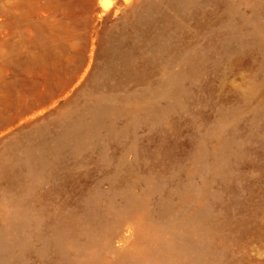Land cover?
Wrapping results in <instances>:
<instances>
[{"label":"rangeland","instance_id":"obj_1","mask_svg":"<svg viewBox=\"0 0 264 264\" xmlns=\"http://www.w3.org/2000/svg\"><path fill=\"white\" fill-rule=\"evenodd\" d=\"M0 264H264V0H0Z\"/></svg>","mask_w":264,"mask_h":264},{"label":"water","instance_id":"obj_2","mask_svg":"<svg viewBox=\"0 0 264 264\" xmlns=\"http://www.w3.org/2000/svg\"><path fill=\"white\" fill-rule=\"evenodd\" d=\"M107 38H108V34L104 33L103 37L101 38L98 44L91 75L94 74L104 64V59H103L104 53L109 48V43H108Z\"/></svg>","mask_w":264,"mask_h":264},{"label":"bare ground","instance_id":"obj_3","mask_svg":"<svg viewBox=\"0 0 264 264\" xmlns=\"http://www.w3.org/2000/svg\"><path fill=\"white\" fill-rule=\"evenodd\" d=\"M65 233L64 232H61V230H60V227H59V229H58V236L59 237H62V235H64Z\"/></svg>","mask_w":264,"mask_h":264}]
</instances>
